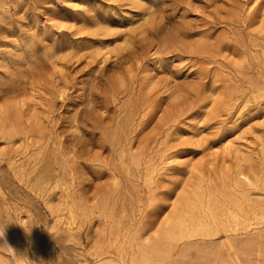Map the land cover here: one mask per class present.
Segmentation results:
<instances>
[{
  "label": "rangeland",
  "instance_id": "1",
  "mask_svg": "<svg viewBox=\"0 0 264 264\" xmlns=\"http://www.w3.org/2000/svg\"><path fill=\"white\" fill-rule=\"evenodd\" d=\"M0 264H264V0H0Z\"/></svg>",
  "mask_w": 264,
  "mask_h": 264
},
{
  "label": "clouds",
  "instance_id": "2",
  "mask_svg": "<svg viewBox=\"0 0 264 264\" xmlns=\"http://www.w3.org/2000/svg\"><path fill=\"white\" fill-rule=\"evenodd\" d=\"M5 227L6 226H0V239H2L4 237V235H5ZM3 246H7V248L11 249L15 253L13 248L11 246L7 245L6 242H5V244ZM3 246H0V247H3Z\"/></svg>",
  "mask_w": 264,
  "mask_h": 264
},
{
  "label": "bare ground",
  "instance_id": "3",
  "mask_svg": "<svg viewBox=\"0 0 264 264\" xmlns=\"http://www.w3.org/2000/svg\"><path fill=\"white\" fill-rule=\"evenodd\" d=\"M4 239H5V237H4ZM8 243H9V242H8ZM8 243H7V244H8Z\"/></svg>",
  "mask_w": 264,
  "mask_h": 264
}]
</instances>
